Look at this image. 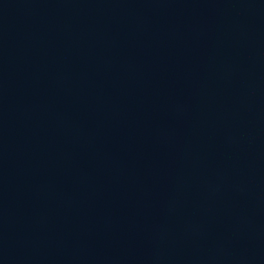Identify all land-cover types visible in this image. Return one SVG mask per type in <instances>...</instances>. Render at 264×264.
<instances>
[{
    "label": "water",
    "instance_id": "1",
    "mask_svg": "<svg viewBox=\"0 0 264 264\" xmlns=\"http://www.w3.org/2000/svg\"><path fill=\"white\" fill-rule=\"evenodd\" d=\"M0 264H264V0H0Z\"/></svg>",
    "mask_w": 264,
    "mask_h": 264
}]
</instances>
